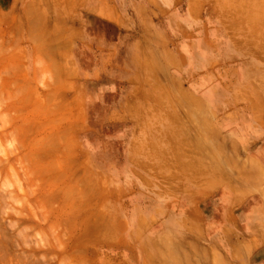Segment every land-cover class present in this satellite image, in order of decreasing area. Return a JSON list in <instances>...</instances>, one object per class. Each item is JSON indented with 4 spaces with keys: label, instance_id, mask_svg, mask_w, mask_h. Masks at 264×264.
I'll list each match as a JSON object with an SVG mask.
<instances>
[{
    "label": "rangeland",
    "instance_id": "obj_1",
    "mask_svg": "<svg viewBox=\"0 0 264 264\" xmlns=\"http://www.w3.org/2000/svg\"><path fill=\"white\" fill-rule=\"evenodd\" d=\"M25 2L19 1V11ZM252 5V0H63V28L68 32L63 33V50L52 51L39 48L52 35L13 32L28 20L17 8L15 16L0 13V264H104V258L127 249L114 239L123 233L115 217L122 211L117 208L124 197L114 191L113 179L95 171L91 145L98 139L91 128V110L78 114V94L92 83L82 76L76 31L85 25L82 21L95 25L92 11L128 32L127 45L115 51L114 86L116 93L121 91L125 74L129 90L147 94L141 101L148 111L159 109L156 117L149 115L142 130L148 149L166 158L192 156L197 169L211 172L148 179L149 186L163 188L158 202L168 205L154 219L182 214L183 205L178 203L176 208V202L187 197L204 198L201 207L198 201L201 210L193 214V219H203L200 234L204 236L194 240L187 235V227H163L155 220L136 229L128 225L126 234L135 236L128 245L137 261L142 247L156 255L148 256L146 264H264V241L252 256V247L242 236L232 243V254L225 244L209 239L212 226L207 215L210 201L226 200L221 193L225 187L235 205H249L255 199L264 203V162L254 163L251 157L253 151L261 150L264 131L253 140L247 127L236 129L239 101L235 97L216 99L208 104L211 112L206 114L193 97V92L203 90V80L210 74L223 89L235 93L242 75L238 63H245L249 76L264 79V18L251 16ZM211 26L223 31L230 46L222 44L228 50L222 63L206 68L198 55L195 64L188 43L195 42L202 57L199 45ZM249 36L250 45L245 43ZM32 45L38 49L36 81L29 71ZM211 50L216 54L221 48ZM45 57H52L55 64L43 67ZM249 59L256 65L247 63ZM58 79H63V93ZM259 85H255L257 91L264 93V84ZM84 99L86 107L91 99ZM254 101L256 121L264 126V94ZM189 106L195 107L196 114L190 113ZM81 117L87 130L79 125ZM200 190L208 193L199 194ZM136 197L127 195L132 203L127 211L130 219L135 217ZM154 201L151 197L148 203ZM241 232L247 234L245 229ZM258 234L264 238V217Z\"/></svg>",
    "mask_w": 264,
    "mask_h": 264
},
{
    "label": "crops",
    "instance_id": "obj_2",
    "mask_svg": "<svg viewBox=\"0 0 264 264\" xmlns=\"http://www.w3.org/2000/svg\"><path fill=\"white\" fill-rule=\"evenodd\" d=\"M20 0H0V13L2 16H15L16 8L18 10ZM253 8L251 9L252 17L264 18V0H252ZM26 4V5H25ZM22 6V10H18L22 15H26L27 23L17 29H14L15 33L24 34H39V35H52L51 39H48L39 48L46 50H63V33H67L68 30L63 28V0H27ZM77 7L82 3H78ZM67 10V5L64 6ZM27 9V14L26 10ZM93 12V19L95 25L89 26L88 21L84 22L85 25L77 29L79 37L77 38L78 58L83 65V78L91 79V88H85L84 94H78L80 99V106L78 107V114L90 113L91 110V128L96 140L92 143V152L96 166V173L98 176L107 177L114 180L113 189L118 194L123 195L124 200L119 204L121 213L116 215V226L123 227L118 235H114V239L117 242L124 243L126 250H120L115 256L110 258H104V264H146L145 261L148 256L155 257L152 253H148L144 248H140V261L138 262L135 254L131 251L130 244L128 242L135 240V236L132 234H126V227L131 225L136 229L138 225L153 224L154 220L163 227H187V235L191 239H202L204 236L200 234V228L204 227L203 219H193V214L198 213L201 210V205L204 202L203 197L194 199L192 197L185 198V202H176V208L179 205H183L184 211L182 214L172 215L159 220L154 219V215L157 211L168 208L167 203H159L158 194L161 192V188L148 185V179L161 178L166 176L173 177H195V176H208L211 172L207 169H197V160L192 156H185L181 159L166 158L154 154L152 149H148V143L144 138L142 130H146L145 124L149 122V115H156L159 113V109L156 107L155 111H148L147 106H144L141 99L146 95L141 94V90L132 89L129 90L125 85L127 77L123 74L124 80L123 88L116 93L113 78L114 76V55H116V49L120 52L123 47L127 45L129 39L127 37V30L122 27L110 25V21L105 17L99 15V13ZM112 12L115 16V11L112 8ZM77 13H80L77 11ZM19 14H17L18 16ZM83 16V14H81ZM19 18V16L17 17ZM80 19V14L77 16ZM82 20V17H81ZM101 23L104 26L101 27ZM14 26V25H13ZM15 27V26H14ZM211 26L204 32L203 45H199L203 50L204 55L201 57L197 54V47L195 42L188 43V52L194 57L195 64L198 65L196 55L200 57L203 64L207 67H212L216 63H222L223 59L227 57V51L222 48V44L230 46V40L227 36L220 31L219 28ZM118 33L119 37L116 38L115 34ZM251 36L247 37L245 43L250 45L252 43ZM212 46L221 48L218 53L215 54L211 50ZM32 56L30 61V75L33 80L36 81V56L37 47L32 45L30 47ZM97 50H103L102 53H97ZM131 51V50H130ZM43 67H50L55 64L52 61V57H45ZM245 58V57H244ZM247 63L255 64L254 59H249ZM242 64V65H241ZM238 63L242 75L237 79L236 92L232 93L223 89V84L218 81L216 77L210 74L209 79L206 77L203 80V90L194 93L193 97L196 98L198 103L203 104L201 106L204 109V113H210L211 102H216V99L220 101L223 98H237L239 104L235 106L236 114H239L237 119L236 129L247 127L254 135H259V132L264 131V126L259 125L256 121L257 108L255 107V99L257 97L262 98L263 92L257 91L256 84L263 86L264 79L259 77L249 76L246 71L245 63ZM60 65V63H59ZM123 78V77H122ZM58 83V87L61 88L63 93V79L55 80ZM217 82V85L215 84ZM107 83V84H105ZM251 84V88L249 86ZM218 86L219 88H216ZM88 87V86H87ZM123 89V90H122ZM129 90V91H128ZM91 99V102L87 103L84 107L85 99ZM117 98L120 99L117 101ZM215 99V100H212ZM133 100V101H132ZM241 100V102H240ZM86 103V102H85ZM195 107H187L190 113L196 114L192 109ZM85 110V111H84ZM192 110V112H191ZM89 111V112H88ZM260 111V110H259ZM261 112V111H260ZM264 112V110L262 111ZM189 113V114H190ZM149 117V118H148ZM196 117V115H195ZM84 117H81L79 125L84 130L88 128L84 125ZM87 128V129H86ZM249 132V133H250ZM259 137V136H258ZM248 142L250 141L247 139ZM244 142L243 144H245ZM253 144V143H252ZM240 145V144H239ZM242 145V144H241ZM252 160L254 163L264 162V144L259 151L252 152ZM199 162V161H198ZM239 176V171L236 172ZM155 188V189H154ZM136 194L138 200H135V217L128 218V212L131 208V202L127 199V195ZM190 194V192L188 191ZM199 194L208 193L206 190L198 191ZM226 200L219 203L215 200L208 203V217L209 223L212 226V234L209 237L211 241L225 244L233 254L234 245L232 243L238 242L240 238L246 236L245 242L252 247V256L258 251V243L264 241L263 237L258 234L259 222L264 217V203L256 202V199L249 205L242 202L240 205H235L233 198L228 196L231 194L228 188H224L221 191ZM238 193V191H237ZM154 197L157 201L148 203L150 196ZM196 194V192H194ZM238 195V194H237ZM238 199V196H235ZM198 201H202L200 207ZM204 207V206H203ZM239 210L238 215L233 218L235 211ZM149 210V211H148ZM173 211V210H172ZM174 217V218H173ZM247 231V234L241 231ZM179 233V231H176ZM152 238V235H149ZM157 236V235H156ZM208 236V235H207ZM147 237V236H146ZM242 237V238H243ZM257 242V243H255ZM123 244V245H124Z\"/></svg>",
    "mask_w": 264,
    "mask_h": 264
}]
</instances>
